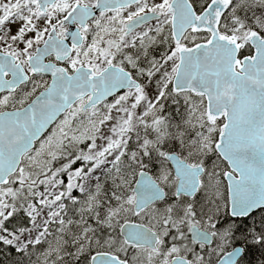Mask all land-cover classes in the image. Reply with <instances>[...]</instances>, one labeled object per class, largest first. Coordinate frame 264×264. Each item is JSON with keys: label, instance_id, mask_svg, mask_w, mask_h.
Wrapping results in <instances>:
<instances>
[{"label": "snow or ice", "instance_id": "snow-or-ice-1", "mask_svg": "<svg viewBox=\"0 0 264 264\" xmlns=\"http://www.w3.org/2000/svg\"><path fill=\"white\" fill-rule=\"evenodd\" d=\"M0 264H264V0H0Z\"/></svg>", "mask_w": 264, "mask_h": 264}]
</instances>
